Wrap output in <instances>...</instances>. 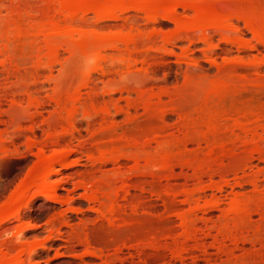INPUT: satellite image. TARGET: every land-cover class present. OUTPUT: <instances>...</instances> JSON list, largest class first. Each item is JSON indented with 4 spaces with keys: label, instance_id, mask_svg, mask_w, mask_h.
Returning a JSON list of instances; mask_svg holds the SVG:
<instances>
[{
    "label": "rangeland",
    "instance_id": "1",
    "mask_svg": "<svg viewBox=\"0 0 264 264\" xmlns=\"http://www.w3.org/2000/svg\"><path fill=\"white\" fill-rule=\"evenodd\" d=\"M25 3L29 15L23 14L24 17L20 18L21 23H19L22 24V27H26L32 17L37 16L36 10L41 5L38 0H26ZM4 4L8 3L4 1ZM215 6L219 9L237 10L238 12L250 9L264 11V0H220ZM130 13L136 15L134 16L139 20L143 33H150L156 28V31L162 34H170L174 30V24L168 20H159L157 24L153 23L154 25H152L146 23L139 13ZM185 13L190 14L191 12L185 11ZM185 13L182 9H178L179 15ZM29 16L30 18H27ZM7 17L8 13L2 9L0 18L4 21L8 19ZM90 22L92 24L95 22L93 15L90 16ZM238 24L242 30L240 36L229 32L224 33L225 35L211 32L209 43L204 44L196 39L191 44L185 40L180 41L172 48L171 54L163 52L159 48L162 43L159 42L158 36L150 42L151 46L148 43V48L151 47L148 53L153 57H148V61L151 60V62H148L150 66L146 72L144 71L146 67L143 66V71L140 69L135 70L136 73H132V77H134H130L132 79L115 78L106 81L120 86L142 85L145 86L144 88L149 94L160 93V100L153 97L152 103L156 104L150 109L146 110L140 104H136L137 106L131 109V114L135 118L132 123H127L124 112L115 113L114 120L118 128L114 138L118 139L121 135H125L126 142L119 141L120 143H118V140L111 142L110 138L103 136L98 131V124L88 129L83 125L80 128L81 137L79 138L70 137L65 133L62 135V129L58 126L46 127L42 121L53 115L55 111L53 103H50L47 97L51 93V86H47L39 96L44 102L48 103L49 101V103L48 106L45 105L38 118L34 136L29 134L26 123L21 122L22 128L17 125L7 126V124L0 123V161L4 162V165L0 166V210L9 207L11 201L13 202L14 199L21 196L24 200L26 199L19 209L17 218L10 219L0 225V257L5 253L10 254L9 256H12L11 258L14 260L20 257V264H110L111 262H113L111 264H130L131 262L135 264H142L141 262H145V264H255L250 261L251 257H264V240L259 244L258 242L251 244L249 241H244L243 244L238 243L234 249V244L225 235H223L224 238L222 235L216 236V231L219 228L217 226L223 222L222 216L226 213L232 197L242 198L243 196L245 198L254 195L255 190L264 191V159L255 157L258 155L254 154L252 162H250L252 165L247 164L246 166L244 162L246 167L243 166L244 158L242 157L247 155L244 153H247L250 148L245 142L249 140V136L244 137L241 133V135L237 134L238 131L234 129L237 139L239 137L237 140L236 135L232 134V136L228 133L236 113L243 110H254V108L255 110H264V46L258 44L253 35L243 28V23ZM195 34L194 38L198 33ZM224 38H227L225 39L227 42L224 41ZM11 41L8 51L9 55L13 57V63L22 71L20 74L22 79L19 78V81L30 84L32 79L29 74L36 60V49L29 43H20L19 39ZM251 46H255V48L250 49ZM61 54L63 59L68 57L66 52H61ZM75 65L71 63L66 67L63 76L74 74L75 71L78 74V70L83 68L85 63ZM224 79L225 81L235 80V82L230 81L235 88L228 87L229 92L225 90L224 95L222 93L215 96L208 94L209 90L207 89ZM15 81V79H11V83ZM76 84L78 83L76 82ZM230 88L234 90H230ZM239 90L240 92H237ZM230 91L235 93L232 94ZM20 97L26 99L25 96L20 95ZM112 97L118 107L126 108L125 93L122 95L114 93ZM135 99V94H131L130 100ZM1 101L0 115L6 121L11 103L8 99ZM227 109L230 110L227 112L225 111ZM215 112L220 113L215 124L221 129L213 137H208L211 139L209 141L200 133L207 129L206 119L208 117L206 118V116ZM160 113L162 114L161 118L159 117ZM230 113L231 115H229ZM112 114L114 113L112 112ZM80 118L81 116L78 115V119ZM260 124L262 128L258 126L256 131L258 134L260 133L259 136L264 137V118ZM157 126H162L159 146L156 143H151L149 145L151 147L141 149L138 147V150L132 145L131 140L143 133V130L146 131L142 137L145 135L147 139H150L153 136V131L158 128ZM54 132L59 135H57L56 143H52L54 140L46 141L47 135ZM238 135L243 137L242 140L245 144H242ZM221 139L224 143L228 142L225 143L226 147L222 150L223 152L216 150L217 141H221ZM129 141L133 147L127 145ZM183 141L186 143V148L181 146ZM210 142L214 143L213 145L216 147L215 154H212L211 158L207 150L214 146ZM110 144L115 148L119 147L118 150L123 154L135 152L151 156L160 152L161 155L166 153L170 156L172 171L170 173L157 172L153 166L151 167L150 161L147 164L145 163L147 161L144 160L139 161L138 165L125 159L121 160L120 167L110 162L103 166L99 165L95 158L100 154V150H107L105 149L107 147L108 150L112 149ZM233 147L235 148L233 149ZM39 148L43 150L46 157L58 153V157L63 158L61 159L64 166L55 165V171L44 182L40 183V181L35 186L23 190L24 193L20 187L26 183L28 173L38 164L37 151ZM183 160L190 161L187 163L190 166L183 165L187 162L182 163ZM239 162L241 163L240 168L238 167L240 166ZM197 164L200 165V169L207 170L204 171L205 173L202 171V175L205 174L201 176L200 181L202 182L192 176L194 166ZM236 165L238 170L234 167ZM192 167L193 169H191ZM118 169L123 177L130 178L128 181L130 186L140 184L144 191L139 193L137 190H131V193L136 197L132 204L139 206L138 212L132 215L129 208L127 209L126 216L123 218L133 220V224L123 226L124 228L118 232V235L115 234L119 238H114L115 241H113L112 235H109L105 230L106 221L101 213L99 202L89 201L87 196L92 190L104 188L105 182L113 178V174ZM225 170L228 171L225 172ZM255 177L257 181H253L255 184L258 183V188H253L250 183L251 178ZM198 184L208 186V188L211 186V189L205 190V193L199 196L195 193ZM214 185H221L222 189L215 190ZM37 190H41L42 194L34 196L33 194ZM184 190L186 193L183 192ZM191 193L193 194L191 195ZM187 194L190 195L187 196ZM46 196H49L50 199H47ZM193 202L198 205L205 203L217 205L211 208L206 215L211 230L209 229L210 231L207 232L208 226L204 228L203 224H198L195 228L196 232L194 231L196 239L184 242L182 238L184 233L180 226L182 218L180 219L179 216L187 215L190 207L194 204ZM251 222L252 227L258 224L259 226L263 225L264 211L261 215H252ZM251 224L250 228H242L241 234L238 232L240 238L247 239L252 235ZM27 225H30V228ZM203 232L209 233V235L205 236ZM84 234L88 236L87 244L83 241ZM110 236L111 238L107 239L108 243L106 237ZM215 236L218 240H223V246H219ZM118 241L119 243L125 241L126 245L128 243L131 245L130 248L133 247V250L130 248L123 250V253L119 255L122 258L119 257V259L124 261L123 263L120 260L117 261L114 255V249L119 244ZM154 246H158L157 252L154 251ZM127 252L132 254L129 259L126 258ZM229 258L232 263L228 262Z\"/></svg>",
    "mask_w": 264,
    "mask_h": 264
},
{
    "label": "bare ground",
    "instance_id": "2",
    "mask_svg": "<svg viewBox=\"0 0 264 264\" xmlns=\"http://www.w3.org/2000/svg\"><path fill=\"white\" fill-rule=\"evenodd\" d=\"M4 1H6L8 4H4ZM38 1L41 3V5L36 10L37 16L32 17V20L26 27H22V24H20V18L22 16L24 17V15H26L28 12L25 7L26 0H0V14L2 9L8 13V19L3 21L2 18H0V102H2L1 100L8 99V101L11 103L10 110L8 112V119L5 121L0 115V123L7 124V126L17 125L19 128L23 127L21 122L26 123L27 130L31 136L35 135V127L38 123V118L40 117L45 105L48 106V100H50V103H53L55 111L53 115L42 121V124H44L46 127L54 128L58 126L63 131H61L62 135L65 133L70 137L79 138L81 137L80 128H82L83 125L88 129L91 128V126L93 127L95 124H98V131L103 134V136L110 138L111 142L114 140H118V143H123L125 140L127 141V139H125V135H119L120 137H118V139L114 138L118 128L114 120L115 113L117 114L119 112H124L127 117V123H132L135 118L131 114V109L135 108L137 106L136 104H140L146 110L150 109L154 104H156L152 103L153 97L157 100H160V93L156 95L152 93L149 94L144 88L145 86L142 85L135 87L128 85L120 86L116 85V83H109L106 81L115 78L129 79L133 76L132 73L135 70L138 71L141 69V71H143V66L146 67L144 70L146 72L150 66L148 62H151L150 59V61H148V57H153L148 53L149 49L151 48H148V45L158 36L160 38L159 42L162 43L161 47L159 48L163 52L171 54L173 52L172 48L177 42L180 41L185 40L191 44L194 42L193 40L196 39L197 41L204 44L209 43L211 32L223 33V35L229 32L240 36L242 35V30L238 23L241 22L243 23V28L248 30L253 35L256 42L264 46V11L250 9L244 12H238L237 10L219 9L215 6V4L220 0ZM178 9H182L184 13L185 11H190L191 13L179 15ZM130 12L136 14L139 13L140 16L142 15L143 19H145L146 23L152 25H154L153 23L157 24L159 20H168L174 24V30L170 34H162L156 31L157 28L155 27L156 30H153L150 33H143V28L140 25L139 20H137L135 17L136 15L131 14ZM91 15H93L95 21L93 24L91 22L89 23ZM30 16L27 18H30ZM195 33H198L196 38H194ZM14 39H17V41L18 39L21 40L19 41L20 43H29L31 46L34 45L36 49V60L33 63L31 68L32 70H30L31 72L29 74V77L32 79L30 84L27 82L20 83L21 81H19V78L22 71L16 64L13 63V57L9 55L8 46L10 41L13 42ZM225 39L227 38H224V41ZM22 40L29 42H23ZM225 42H227V40ZM149 46H151V44ZM249 48L254 49L255 46H251ZM61 52H66L68 57L63 59ZM80 62L85 63V68L81 67L82 71L79 69L78 74L77 71H75L76 74L74 73L71 75L69 74V76H63L66 67H68L71 63H74V65L77 63L75 65L77 66L81 64ZM67 70L66 72H68ZM12 78L16 81L11 83ZM229 79L226 81L224 79V81H219L218 83L214 84L212 88L207 89L209 90L208 94L213 96L219 95L221 93L223 94V92H225L228 87H234V85H232L233 83L231 84L230 81L235 82V80ZM76 82L78 84H76ZM47 86H51V93L49 96H47L48 103L44 102V100L40 99L39 97L41 92L46 90ZM232 89L230 88V90ZM240 90L237 92H240ZM114 93H118L119 95H122L123 93L126 94L127 105L125 109L118 107L117 103L113 102L114 100L112 95ZM131 94H135V100H130ZM20 95L25 96L26 99L24 100V97L21 98ZM228 110L230 109L225 111L228 112ZM112 112L114 114H112ZM78 115L81 116L80 119H78ZM159 115L161 118L162 114L160 113ZM229 115H231V113ZM207 117V129L205 132L200 131V134L204 136L205 139L208 137H213L216 133H218V130L221 129H219V127H217L218 125L215 124L216 119L220 117L219 112H215L214 114L210 113V115L206 116V118ZM263 118L264 110L262 109L255 110L254 108V110H243L238 114L236 113V117L233 119L232 127L229 129L227 128L229 131L228 133L231 135H236V137L234 136L236 139L237 134L240 133L244 137L249 136V140L245 142L250 148L247 150V153L244 151L245 149L243 150V152H245L244 154H247L245 157H242L244 158V160H242L243 166H245V164L246 166L247 164H251L250 162H252L251 160L253 159L254 154L258 155L255 157H261L264 159V157H262L264 156V137H261V135L259 136L260 133L258 134L256 131L258 126H261L260 122L263 120ZM189 123L191 124V121ZM186 125L189 126V124ZM157 127L158 128L154 127L156 129L153 131V136L151 138L149 137L150 139H147V136L145 135V137H142L146 130H143L144 132L140 135L135 133L137 136L134 134L136 138L131 140L133 143L131 144L135 146V148L139 147L140 149L151 147L149 146L151 143H156L159 146V137L160 133L162 132V126ZM234 129L239 133L237 132L236 134ZM61 134L60 137H62ZM230 134L228 135L230 136ZM57 135L58 134L55 132L49 133L47 135L48 139L46 141L54 140L55 142L53 141L52 143H56V139L58 140L57 137L59 136ZM240 138L243 144V137L240 136ZM236 139H234V141ZM208 140L210 141L211 139L208 138ZM208 140L207 143L209 142ZM227 140L229 141V139ZM237 140H239V137ZM184 141L181 146L185 147L187 142L185 141V143ZM232 141H230L231 144ZM217 142V148L213 145L214 143L210 142V144L214 146V148L211 147V149L207 150L210 158L212 154H215V148L216 150L223 152L222 150L226 147L224 146L225 143H228L227 141L224 143L222 139L221 141ZM113 143L116 144L117 142ZM112 144H110L112 149L108 150L107 147L105 148L107 150H100V154L97 158H95V161L98 162L99 165L103 166L110 162L120 167L121 160L124 159L133 161L135 165H138L139 161L144 160L147 161L145 162L147 164H149L150 161L151 167L153 166L157 172L163 171L170 173L172 171L171 159L169 158L170 156L166 155V153L161 155L160 152L159 154L157 153V155L154 154L148 156L147 154L141 155V153L138 154L133 151L134 153L130 152V154H123L118 150L119 147L115 148V146L113 147ZM127 145H130V141L129 144L127 143ZM41 148H39L37 151L38 164L36 167H34L35 169L28 173L27 179L25 181L26 183H23V186L20 187L22 191L27 190L33 185L35 186V184L40 181V183L44 182L48 176L55 171V165L64 166L62 160L63 158L58 157V153H53L51 156L46 157L43 154V148ZM234 148L235 147H233V149ZM185 161L187 162L184 164L183 162ZM189 162L190 161L188 160L182 161L183 165L185 166ZM197 165L194 166L195 169H193V167L191 168L194 171L192 176H195L199 182H202L200 180L201 176L205 175H202L205 170H202L203 168L200 169L199 164ZM239 165L240 166L238 167L240 168V162ZM187 166H190V164H187ZM234 167L236 168L237 165ZM228 170L230 171L229 168ZM228 170H225V172ZM113 175V178H110L105 182L104 188L92 190L87 196V200L99 202L101 213L103 214V217L106 221L105 230H107L106 232L109 235H112V239L115 241L114 238H119L118 236H115V234L118 235V232L124 228L123 226L126 227L133 224V220H125L123 218L126 216L127 209L129 208L128 210H130L132 215H135L139 209L138 205L132 204L133 199L136 197L134 196L135 194L131 193V190H137L139 193H142L144 189L140 184L133 187L130 186L128 184L130 178L123 177L119 169ZM220 178L222 179V176ZM255 178H251L250 183L253 185V188H258V183H254V181H257V178L256 180ZM217 186H215L214 189L220 191V189H222L220 187L221 185L218 187ZM210 187L211 186H209V188ZM209 188L208 186H201L198 184V188H196L195 193H197L199 196L203 195L205 190ZM183 192L186 193L185 190ZM255 193L254 195L250 197L247 196L245 198L243 196L242 198L239 196L232 197L226 213H224L222 216L223 222L219 223L220 225L217 226V228L219 227L218 229L216 228V236L222 235L223 237V235H225V237L229 238V240H231L234 244V249L238 246V243L243 244L244 241H249L251 244L258 242L259 244L264 240V224L260 226L258 224L255 227L254 225L252 227L251 224L252 215H261L264 211V191L260 190L258 192L255 190ZM40 194H42L41 190H37L33 195L35 196ZM192 194L193 193H191V195ZM189 195L190 194H187V196ZM46 198L50 199L49 196H46ZM25 200L21 196L16 200L14 199L13 202L11 201L9 207L0 210V225L9 221L10 219L17 218L19 209ZM193 203L194 204L192 207L189 206L190 209H188L190 211L187 215L183 214V216H181V214L179 216L180 219L182 218L180 221V226L183 229L182 231L184 234L182 238L184 242L193 238L196 239L194 236V231L198 224H203L204 228L208 226L207 232L211 230V226L207 223L209 222V219L206 217V215L209 213L211 208H214L215 205H217L213 203H205L203 205H198V203L195 202ZM118 221L121 222L117 223ZM250 224L252 227V235H250V237L247 239L240 238L238 232L241 234L242 228L246 229ZM27 227L30 228V225H27ZM204 235L207 236L209 233H204ZM216 236L215 240L219 246H223V240H218ZM110 238L111 236L109 238L106 237V240H109ZM83 241L86 242V244L88 243V236L86 234L83 235ZM123 242L121 241L119 243L118 241L120 246L117 244L118 246L116 245L114 249V255L117 261L120 260L119 255L123 253V250L129 249L131 246L128 245V243L126 245L125 241ZM132 248L133 247L130 249ZM153 249L156 251L158 246H154ZM130 253L127 254L126 258L129 259L132 256ZM7 254L8 253L1 255L0 264H20V257L14 260L11 258L12 256H9L10 254ZM229 254L232 255V253ZM123 260L125 259L123 258ZM120 261L122 263L124 262L122 260ZM250 261L254 262L255 264H264V257L258 258L257 256H253L251 257ZM228 262L232 263L231 258L228 259ZM141 263L145 264V262ZM130 264L135 263L131 262Z\"/></svg>",
    "mask_w": 264,
    "mask_h": 264
},
{
    "label": "snow or ice",
    "instance_id": "3",
    "mask_svg": "<svg viewBox=\"0 0 264 264\" xmlns=\"http://www.w3.org/2000/svg\"><path fill=\"white\" fill-rule=\"evenodd\" d=\"M4 165V162L3 161H0V166Z\"/></svg>",
    "mask_w": 264,
    "mask_h": 264
}]
</instances>
